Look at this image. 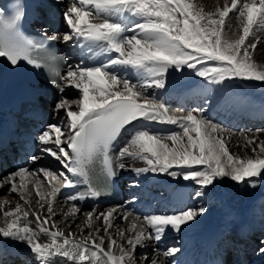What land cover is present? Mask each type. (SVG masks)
<instances>
[{"label":"snow or ice","instance_id":"1","mask_svg":"<svg viewBox=\"0 0 264 264\" xmlns=\"http://www.w3.org/2000/svg\"><path fill=\"white\" fill-rule=\"evenodd\" d=\"M53 2L62 27L41 25L38 36L22 31L23 0L0 8V64L12 72L30 69L36 77L26 92L30 130L15 141L0 132V157L12 143L22 154L0 173V254L12 242L24 245L25 264H162L161 257L163 264H179L182 249L161 250L160 242L206 214L204 203L141 215L127 207L135 197L104 210L93 205L85 211L81 202L99 200L125 170L190 181L201 200L213 198L212 189L225 179L264 187V128L240 133L252 155H234L226 129L204 116L205 107L175 112L150 91L166 89L170 71L185 69L221 89L235 80L264 82V64L254 58L264 43L258 34L264 0H223L210 12L196 0ZM57 45L69 52L58 54ZM153 122L181 131L154 130ZM62 189L74 191L63 196ZM253 213L262 222L253 251L264 261V198ZM251 231L245 226L241 234ZM221 239L214 264H227L228 250L239 254L243 247L227 239V230Z\"/></svg>","mask_w":264,"mask_h":264},{"label":"bare ground","instance_id":"2","mask_svg":"<svg viewBox=\"0 0 264 264\" xmlns=\"http://www.w3.org/2000/svg\"><path fill=\"white\" fill-rule=\"evenodd\" d=\"M25 1L30 11L39 10L43 4H54L53 0ZM68 2L70 0H65L66 4ZM196 2L206 12L214 11L217 6H222L223 4V0H196ZM231 23L234 25L235 21L233 20ZM258 34L264 36V31ZM226 36L231 38L232 31L229 30ZM60 48L63 53L69 52V49L65 45H60ZM258 49L254 58L257 63L264 64V43L258 45ZM87 55L93 56L95 59L102 58L95 57L93 53H87ZM73 59H75V55H73ZM227 84L229 85L227 88L215 90L210 87L212 84L207 83L204 79L191 75L190 70L185 69L183 73L170 71L166 89H153L150 91L155 92L159 98L164 100L169 109L175 112L180 111L175 109L177 104L185 108V113L194 108L205 107L207 110L204 116L226 129L223 135L226 138L229 151L241 157L251 156V148L244 147L245 142L240 133L251 136L257 129L264 128V100L255 101L248 98L243 93V90H240L241 84L238 85L239 83L237 85ZM74 91H68L66 95L70 96L69 92L73 93ZM205 99L210 100L209 105L204 104ZM260 116L263 117L260 118ZM150 127L154 130L164 132L181 131L177 125H158L154 122L150 124ZM230 133L231 135H229ZM259 136L260 139H264V133L259 134ZM133 165L140 166L141 162L129 161V166L131 167ZM117 178L122 184L124 183L125 185L127 183L128 189L126 193L136 196L135 199L137 202L129 204L127 207L129 210H135L137 214H150L168 211L173 208L193 207L195 205V198L193 196L191 197L190 194L196 185L190 181L186 182L183 179H177L176 182L178 180L179 182L176 183L175 181H166L163 175L154 174L137 177L135 173L128 170L119 172ZM130 180H135L136 183L129 182ZM44 183L46 184L47 182ZM130 185L135 186L130 187ZM151 187L161 189L164 194L157 195L149 191ZM62 190L65 191L63 196L74 191L73 189ZM63 196L58 197L61 205L63 204ZM33 197L35 198L34 192ZM12 198L14 206L15 199H18V197L12 194ZM261 198H264V187H258L254 190L244 186L234 187L213 210L198 217V220L191 225L185 226L180 233L169 231L160 242L159 247L162 250V244L173 241L176 236L181 241L179 247L182 249L175 258L179 261V264H203L205 260L204 252L210 249L211 244L221 247L223 242L221 235L227 230V236L231 234L235 241L238 242L237 244L243 246L239 254L232 249L228 250L227 254L235 253L236 255L235 259H231L230 264H236L238 261L247 262V264H264V261L258 256L254 257L255 259L253 258L254 261H247V255L253 250L254 244L249 242V239L251 240L252 237L246 238L241 234V230L245 229V226L256 230V232L251 231L250 233L261 234L260 225L262 222L259 220L257 214H250V210L254 206H259V200ZM131 199H129V196L127 198L121 197L109 204L95 205L100 210H104L111 206L126 204ZM210 199H204V202H208ZM92 206L87 201L81 202V207L85 211L89 210ZM121 226L123 227L124 225L121 224ZM73 231H76V229H73ZM77 238H82V236L78 235ZM3 246V252L0 254V264H25L30 259L28 253L25 251L24 245H15V247H12V242H6ZM160 259L163 264L164 258L161 257Z\"/></svg>","mask_w":264,"mask_h":264},{"label":"rangeland","instance_id":"3","mask_svg":"<svg viewBox=\"0 0 264 264\" xmlns=\"http://www.w3.org/2000/svg\"><path fill=\"white\" fill-rule=\"evenodd\" d=\"M209 64H211V63H213V62H208ZM198 67H199V65H198ZM202 79V78H201ZM230 83H232V84H238V85H240V90H243V93L248 97V98H250V99H252V100H255V101H257V100H260V101H263L264 100V98H262V97H264V82H258V81H241V80H235L234 82L233 81H229ZM228 83V82H227ZM211 86V85H210ZM213 89H218V88H220V86H218V85H212L211 86ZM249 87H251V88H249ZM69 94H70V96H68V97H72L73 95V93L72 92H69ZM253 97H255V98H253ZM175 109H177V110H180V111H185V109H184V107H182L181 105H177L176 107H175ZM261 117H263V116H260V118ZM264 122V121H263ZM170 171H177V172H180L181 170L180 169H171ZM164 176H166V175H163V177ZM164 179L166 180V181H175L176 182V180L177 179H173L172 177H170V176H168V178H167V176L166 177H164ZM134 182V181H133ZM177 182H179V180L177 181ZM176 182V183H177ZM234 187H237V186H235V185H233V183L231 182V181H229V180H227V179H225V180H223V181H218L217 183H216V185H215V187L212 189V192L213 193H215V196L213 197V198H211L210 199V201H208V202H204V200H201V199H199V198H195L194 196H193V193H194V190L196 189V187L194 188V190L191 192V197L193 196V198H195V205L194 206H198L199 204H201V203H204L205 204V206L208 208V211H207V213L209 212V211H211V210H213V208L214 207H216V205H218V203H220V201H222L223 200V198L225 197V195L231 190V189H233ZM151 190H153L152 192H155L156 194H164V192L162 191V190H159L158 191V189L157 188H154V187H152L151 188ZM177 195V194H176ZM248 227V226H247ZM250 228V227H249ZM252 231H254V232H256V230L255 229H252ZM231 234H229L228 236H230ZM251 235V237H253L252 238V241L254 242V241H256L257 240V238L260 236L259 234H256V233H251L250 234ZM227 239L228 240H233L232 239V237H227ZM181 243V241L179 240V238H177L176 236L174 237V239H173V241H169L168 243H165V246L164 247H162V250L163 249H165V248H167V247H171V246H173V245H175V246H177V247H179V245H181L180 244ZM254 257H256L255 256V253H254V251H251V254H249L248 255V257H247V260L248 261H250V260H252ZM255 259V258H254ZM254 261V260H253ZM252 261V262H253ZM251 262V263H252Z\"/></svg>","mask_w":264,"mask_h":264}]
</instances>
